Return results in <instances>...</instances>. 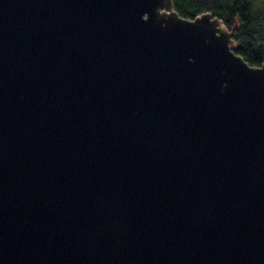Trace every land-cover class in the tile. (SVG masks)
<instances>
[{"label": "water", "instance_id": "water-1", "mask_svg": "<svg viewBox=\"0 0 264 264\" xmlns=\"http://www.w3.org/2000/svg\"><path fill=\"white\" fill-rule=\"evenodd\" d=\"M173 0H0V264H264V63Z\"/></svg>", "mask_w": 264, "mask_h": 264}, {"label": "trees", "instance_id": "trees-1", "mask_svg": "<svg viewBox=\"0 0 264 264\" xmlns=\"http://www.w3.org/2000/svg\"><path fill=\"white\" fill-rule=\"evenodd\" d=\"M173 4L183 18L210 12L229 29L236 26L237 53L252 66L264 63V0H173Z\"/></svg>", "mask_w": 264, "mask_h": 264}]
</instances>
